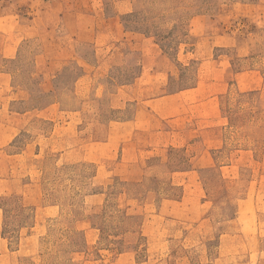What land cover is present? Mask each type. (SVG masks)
Segmentation results:
<instances>
[{"label":"rangeland","instance_id":"1","mask_svg":"<svg viewBox=\"0 0 264 264\" xmlns=\"http://www.w3.org/2000/svg\"><path fill=\"white\" fill-rule=\"evenodd\" d=\"M159 1L0 0V264H264V0Z\"/></svg>","mask_w":264,"mask_h":264},{"label":"trees","instance_id":"2","mask_svg":"<svg viewBox=\"0 0 264 264\" xmlns=\"http://www.w3.org/2000/svg\"><path fill=\"white\" fill-rule=\"evenodd\" d=\"M137 3H140L141 6L143 7L141 10L139 9H135L134 10V16L136 18V22L138 23V26L140 27V30L142 31L143 34L150 36V37H160L162 34V28L167 25L166 24H161V25H157L156 24V19H161L162 21L167 20L168 17H166L165 13L168 11H171L172 8L166 9V8H162L159 7L158 8V12H154V6L153 4H155L156 0H134ZM137 3H134L135 5H137ZM159 5H163V1L160 0L159 2H157ZM176 7H174L176 10H179L183 7V5H177L175 4ZM181 6V8L179 7ZM174 9V10H175ZM169 38V37H166ZM110 210L107 212L109 213ZM127 219L131 220L133 219V217H129V216H125L123 219H121L119 222L122 224L127 223ZM129 222V221H128ZM120 227H118L117 229H119ZM105 231V230H104ZM103 231V232H104ZM122 234H127L130 232V230H122ZM104 234V233H103ZM117 236V235H116ZM103 240L102 236H101V241Z\"/></svg>","mask_w":264,"mask_h":264},{"label":"crops","instance_id":"3","mask_svg":"<svg viewBox=\"0 0 264 264\" xmlns=\"http://www.w3.org/2000/svg\"><path fill=\"white\" fill-rule=\"evenodd\" d=\"M31 203V202H30Z\"/></svg>","mask_w":264,"mask_h":264}]
</instances>
